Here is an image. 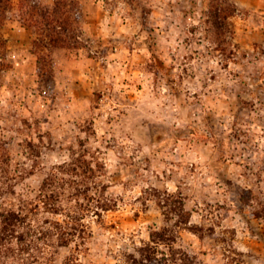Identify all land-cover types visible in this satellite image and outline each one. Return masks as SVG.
<instances>
[{"label": "clouds", "instance_id": "1", "mask_svg": "<svg viewBox=\"0 0 264 264\" xmlns=\"http://www.w3.org/2000/svg\"><path fill=\"white\" fill-rule=\"evenodd\" d=\"M0 264H264V0H0Z\"/></svg>", "mask_w": 264, "mask_h": 264}]
</instances>
